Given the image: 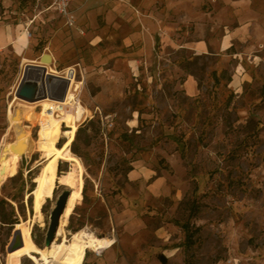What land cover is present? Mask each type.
Here are the masks:
<instances>
[{
	"label": "rangeland",
	"instance_id": "374dc122",
	"mask_svg": "<svg viewBox=\"0 0 264 264\" xmlns=\"http://www.w3.org/2000/svg\"><path fill=\"white\" fill-rule=\"evenodd\" d=\"M14 2L13 24L34 21L23 60L54 55L42 64L55 75L68 69V92L81 84L89 113L56 176L43 178L48 151L67 142L60 123L41 146L49 104L60 101L17 99L25 61L0 57V159L24 132V155L13 153L15 170L0 175L9 204L0 208V264H50L53 245L82 230L115 240L83 264H162L160 255L166 264H264V30H241L225 0H198V19L157 2L163 24L150 34L144 0H74L77 29L49 0ZM253 2L264 13V0ZM228 31L236 34L225 43ZM64 191L60 228L45 247ZM16 230L36 248L9 253Z\"/></svg>",
	"mask_w": 264,
	"mask_h": 264
},
{
	"label": "bare ground",
	"instance_id": "6f19581e",
	"mask_svg": "<svg viewBox=\"0 0 264 264\" xmlns=\"http://www.w3.org/2000/svg\"><path fill=\"white\" fill-rule=\"evenodd\" d=\"M80 89L81 84H79L77 91H80ZM48 108V118L41 127V146L52 139V130L55 126L60 123H65L69 127V130L64 133L67 137L66 144L58 151L49 150L46 163L43 166V178H54L57 174L60 158L69 151V147L74 142L79 125L88 117L89 112L82 106L80 99L73 91L68 92L64 101L49 104ZM11 147L12 144L10 143L4 145L0 159V175L13 172L16 168L17 156L12 153ZM8 154H10V156L12 154L10 160L8 162L3 161ZM2 171H4V173H2ZM22 240L23 247L20 251L24 252L29 248H36L31 237H28L27 241L25 237L22 236ZM114 244L115 240L111 237L98 238L88 233L86 230H82L73 233L71 239L66 241V246L53 245L54 250L57 249V251L52 253L53 261L50 264H83L88 251L101 255L104 251L112 248ZM41 254L43 258H46L45 251H41Z\"/></svg>",
	"mask_w": 264,
	"mask_h": 264
},
{
	"label": "crops",
	"instance_id": "0c3cea01",
	"mask_svg": "<svg viewBox=\"0 0 264 264\" xmlns=\"http://www.w3.org/2000/svg\"><path fill=\"white\" fill-rule=\"evenodd\" d=\"M170 1L172 2L171 4L174 6L175 10L178 11L180 15H185L186 17H188V15H191V13L193 14L194 11L197 15L196 19H198V17L200 16L197 12L198 0ZM157 2L161 3L162 0H144L143 2L144 8L148 10L146 12V14L148 15L145 18V24L148 27L149 34L150 31L155 28L156 24L158 26L163 24L161 16L162 14L159 12L156 14L153 11L157 9ZM225 2L228 4L226 8L232 10L236 9L235 14L237 15L232 14L230 18L234 20V22H236L238 25H240L241 30H248L252 25L257 26L260 31L264 30V13L262 11L260 13L257 4L254 3L253 0H225ZM0 7L5 10L3 13H0V57L4 56L6 52H13L15 56L23 60V57L30 51V48L32 46V37L29 28L31 27V25H33L34 21L32 22L31 20H29V23H23L22 21H19L18 24H13L10 21L11 15L16 13L14 11L19 8L18 5H15L14 0H0ZM204 16L207 15L204 14ZM209 16L210 14H208V17ZM26 27L28 28L27 30ZM234 34L236 33H234L233 31H228L224 36L223 41L225 43L229 42L230 39L233 38ZM127 42H130V39H128ZM197 47L202 51L206 49L208 50V46L206 44H203L202 42H199ZM50 56L52 58V61L56 60L54 55ZM23 61H25V63H23V67L28 64H39V60H31L30 62L27 60ZM67 70L68 69H66V71ZM63 74L57 75L62 76Z\"/></svg>",
	"mask_w": 264,
	"mask_h": 264
},
{
	"label": "water",
	"instance_id": "95a60500",
	"mask_svg": "<svg viewBox=\"0 0 264 264\" xmlns=\"http://www.w3.org/2000/svg\"><path fill=\"white\" fill-rule=\"evenodd\" d=\"M43 62L52 63V58L49 54H44L39 61V64H28L24 67L23 76L16 90L15 97L26 103H35L42 100L64 101L67 97L70 88V79L67 77L55 75L48 71V67ZM18 111H16L17 113ZM15 113V115H16ZM24 132L17 135V142L12 145V153L24 155L22 149L19 148ZM4 173V171H2ZM71 191H64L56 202L50 217V225L45 239V247H51L58 230L60 228L61 218L66 209V205L70 198ZM23 247V240L20 230H16L14 240L9 248V253H13Z\"/></svg>",
	"mask_w": 264,
	"mask_h": 264
},
{
	"label": "built area",
	"instance_id": "2783aa9c",
	"mask_svg": "<svg viewBox=\"0 0 264 264\" xmlns=\"http://www.w3.org/2000/svg\"><path fill=\"white\" fill-rule=\"evenodd\" d=\"M38 2H41L43 0H37ZM74 0H50V9L54 11L56 14L59 15V17L64 21V24L71 29H77V21L75 18V15L72 11V3ZM71 69V68H70ZM73 75L76 79V72L73 69ZM63 77L69 78V73L65 71ZM81 83V82H80ZM70 86H71V80H70ZM71 88H69V91ZM74 93L78 96L79 98V92L76 91V87L73 88Z\"/></svg>",
	"mask_w": 264,
	"mask_h": 264
},
{
	"label": "trees",
	"instance_id": "16d2710c",
	"mask_svg": "<svg viewBox=\"0 0 264 264\" xmlns=\"http://www.w3.org/2000/svg\"><path fill=\"white\" fill-rule=\"evenodd\" d=\"M229 80H230V79H229ZM7 205H9L8 202H6L5 200H2V201L0 202V208H1V211H3V210L5 209V206H7ZM3 220H4L5 223H7L6 220H5V218H4ZM187 239H189V237H188ZM87 255H88V253L86 254V256H87ZM159 259H160V262H161L162 264H166V263H167V259H166L163 255H160V256H159Z\"/></svg>",
	"mask_w": 264,
	"mask_h": 264
}]
</instances>
